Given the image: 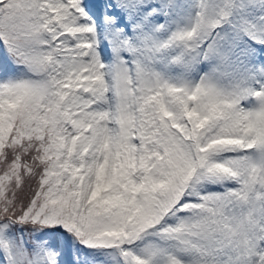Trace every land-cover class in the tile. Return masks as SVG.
Masks as SVG:
<instances>
[{
  "label": "snow or ice",
  "instance_id": "1",
  "mask_svg": "<svg viewBox=\"0 0 264 264\" xmlns=\"http://www.w3.org/2000/svg\"><path fill=\"white\" fill-rule=\"evenodd\" d=\"M0 264H264V0H0Z\"/></svg>",
  "mask_w": 264,
  "mask_h": 264
}]
</instances>
